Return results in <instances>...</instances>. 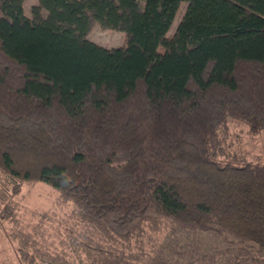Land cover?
I'll return each mask as SVG.
<instances>
[{
  "label": "trees",
  "instance_id": "16d2710c",
  "mask_svg": "<svg viewBox=\"0 0 264 264\" xmlns=\"http://www.w3.org/2000/svg\"><path fill=\"white\" fill-rule=\"evenodd\" d=\"M24 2L0 0V171L13 190L48 184L114 245L179 229L222 237L227 264H264V164L222 161L230 120L264 132V0H39L40 21ZM94 22L126 43L90 41Z\"/></svg>",
  "mask_w": 264,
  "mask_h": 264
},
{
  "label": "rangeland",
  "instance_id": "374dc122",
  "mask_svg": "<svg viewBox=\"0 0 264 264\" xmlns=\"http://www.w3.org/2000/svg\"><path fill=\"white\" fill-rule=\"evenodd\" d=\"M146 0H138L141 8ZM187 8L183 3L168 33L172 37ZM26 17L40 21L48 12L39 0H25ZM87 39L108 48L127 41L125 32L104 29L93 23ZM226 157L234 165L243 162L264 164V132L230 120L224 137ZM0 171V264H30L22 250L34 256L36 264H106L108 256L99 250L125 254L131 264H227L236 253L220 237L179 229L148 234L141 243L112 244L82 224L74 205L65 203L57 190L39 181H22L15 192ZM100 249H99V248ZM24 253V252H23Z\"/></svg>",
  "mask_w": 264,
  "mask_h": 264
}]
</instances>
